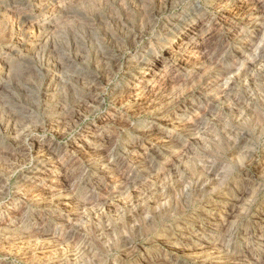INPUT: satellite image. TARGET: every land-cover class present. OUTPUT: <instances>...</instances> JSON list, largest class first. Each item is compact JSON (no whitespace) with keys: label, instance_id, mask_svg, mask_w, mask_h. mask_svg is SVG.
<instances>
[{"label":"rangeland","instance_id":"obj_1","mask_svg":"<svg viewBox=\"0 0 264 264\" xmlns=\"http://www.w3.org/2000/svg\"><path fill=\"white\" fill-rule=\"evenodd\" d=\"M56 28L62 66L45 47L0 71V99L21 110L0 104V264H264V0H101ZM156 58L171 81L135 103L121 89ZM154 119L163 134L140 128ZM29 133L53 152L23 155L13 142ZM48 164L69 170L66 187L39 190ZM30 227L42 235L25 255Z\"/></svg>","mask_w":264,"mask_h":264},{"label":"bare ground","instance_id":"obj_2","mask_svg":"<svg viewBox=\"0 0 264 264\" xmlns=\"http://www.w3.org/2000/svg\"><path fill=\"white\" fill-rule=\"evenodd\" d=\"M97 2H100L101 0H4L0 1V71L2 74H5V76L9 77L10 72L15 69L18 71L19 67L22 65L23 61L30 59V60H36L38 58V54L41 50H43L45 47L50 52V55L52 57V62L54 63L55 67L62 66L61 62L58 61V59L55 58L54 50L49 46V43H51L54 38H59L64 32V28H59L57 30L56 25L59 21L63 19H68L72 16H75L77 13H85L87 11V8H92L94 4ZM233 1V0H232ZM237 1V0H236ZM257 2V1H256ZM235 3V2H234ZM232 5V4H231ZM260 5V4H259ZM239 6V5H238ZM261 7V6H260ZM258 9V8H257ZM253 10V9H252ZM262 11V10H261ZM13 16L21 20V30H13V27L9 23V17ZM82 17V16H81ZM246 17V16H245ZM116 19H119V17H116ZM17 20V19H16ZM58 20V21H57ZM57 21V22H56ZM20 22V21H19ZM13 25V24H12ZM254 28H256L255 23L252 24ZM15 27V26H14ZM18 28V27H17ZM36 34V35H35ZM207 35V34H206ZM172 44V43H171ZM17 45V46H16ZM133 45V44H132ZM206 48V47H205ZM213 49V48H211ZM181 50V49H180ZM129 51V50H128ZM42 53V51H41ZM40 53V55H41ZM45 53V52H44ZM130 53V52H129ZM140 54V53H139ZM12 56V58L9 59V57ZM48 56V55H47ZM40 57V56H39ZM41 58V57H40ZM61 59V58H60ZM133 59V58H129ZM204 59V58H203ZM156 60V61H155ZM151 63H147L146 67H143V71L141 72V76L136 79L133 83L128 82L121 91L127 95L128 98H130L133 102L137 103L141 99L147 101L148 103L151 101V97L153 96L151 92L154 89V83L156 82H166L171 81L170 74L168 75L167 68H163L162 70H159L158 72L152 74L153 72V64L157 63L158 59L156 58ZM41 61V59H40ZM115 61V60H114ZM168 61V60H167ZM67 62V61H66ZM64 63V62H63ZM135 63V62H134ZM145 63V62H144ZM33 64V63H32ZM41 64V63H40ZM126 64V63H125ZM133 64V63H132ZM38 66V65H37ZM49 64H47V67ZM225 67V66H224ZM52 68V67H51ZM54 68V67H53ZM125 68V67H124ZM134 68V67H133ZM204 68V67H203ZM26 69V68H25ZM31 69V67H30ZM157 69V68H156ZM182 69V68H181ZM184 69V68H183ZM29 70V69H28ZM28 70H24L27 71ZM20 71V70H19ZM103 71V70H102ZM135 71V70H134ZM15 72V71H14ZM31 72V71H29ZM36 72V71H35ZM34 72V73H35ZM52 72V71H51ZM21 73V72H20ZM26 73V72H25ZM24 73V74H25ZM127 73V72H126ZM52 74V73H51ZM108 74V73H107ZM123 74V73H122ZM172 74V73H171ZM12 75V73H11ZM14 75V74H13ZM3 76V75H1ZM49 76V75H48ZM189 76V73L187 74ZM191 77V76H190ZM6 78V77H4ZM172 78V77H171ZM59 79V78H58ZM102 79V78H101ZM179 79V78H178ZM50 80V79H49ZM2 81V80H1ZM0 81V89L1 87L4 88L3 83ZM178 81V80H177ZM54 82V81H53ZM50 84V83H49ZM125 84V83H124ZM94 85V84H93ZM53 86V85H52ZM157 86V85H156ZM159 86V84H158ZM157 86V87H158ZM170 86V85H169ZM46 87V86H45ZM164 87V86H163ZM166 87V86H165ZM115 88V87H114ZM157 89V88H156ZM3 90V89H2ZM51 90V89H50ZM5 91V90H4ZM22 91V90H21ZM47 91V90H46ZM118 91V90H116ZM140 91V92H138ZM161 91V90H160ZM159 91V92H160ZM166 91V90H165ZM73 92V91H72ZM84 92V91H83ZM112 92V91H111ZM2 93V92H1ZM169 93V92H168ZM3 94V93H2ZM32 94V93H31ZM81 94L80 96H82ZM152 95V96H151ZM200 95V94H199ZM7 96V95H6ZM25 96V95H24ZM49 96V95H48ZM85 96V95H84ZM91 96V95H89ZM125 96V95H124ZM2 97V96H1ZM4 97V96H3ZM189 97V96H188ZM197 97V96H196ZM13 98V97H12ZM24 98V97H23ZM51 98V97H50ZM115 98V97H114ZM5 99V98H4ZM3 98L0 99L1 106L7 107V109H10V111H13V114H20L21 110H15L16 105L15 103H11L4 100ZM8 99V97H7ZM16 99V98H15ZM14 99V100H15ZM84 99V98H83ZM47 100H49L47 98ZM77 100V99H76ZM124 100V99H123ZM18 102V100H16ZM78 101V100H77ZM130 101V100H129ZM201 101V100H200ZM14 102V101H13ZM85 102V101H84ZM128 102V101H127ZM143 102V101H142ZM204 102V101H203ZM47 103V102H46ZM80 103V102H79ZM25 104V103H24ZM153 104V103H152ZM198 104V103H197ZM45 105V104H44ZM52 105V104H51ZM75 105V104H74ZM87 105V104H86ZM128 105V104H127ZM142 105V103H141ZM146 105V104H145ZM63 106V105H62ZM82 106V105H81ZM85 106V105H83ZM82 106V107H83ZM135 106V105H134ZM22 107V106H21ZM27 107V106H26ZM55 107V106H54ZM61 107V106H60ZM211 107V106H210ZM24 108V107H23ZM179 108V107H178ZM177 108V109H178ZM191 108V107H190ZM6 109V108H5ZM48 109V108H47ZM89 110V108H86ZM146 109V108H145ZM167 109V108H166ZM4 110V109H3ZM27 110V109H26ZM141 110V108H140ZM176 111V110H175ZM25 112V111H24ZM46 112V111H45ZM49 112V111H48ZM51 112V111H50ZM137 112V111H136ZM157 112V111H156ZM155 112V113H156ZM174 112V111H173ZM209 112V111H208ZM53 113V112H52ZM55 113V111H54ZM162 113V112H161ZM30 114V113H29ZM171 114V113H169ZM52 115V114H51ZM135 115V114H134ZM155 115V114H154ZM160 115V114H159ZM168 113H164L158 117V119H166ZM20 116V115H19ZM26 116V115H25ZM58 116V115H57ZM174 116H176L174 114ZM179 116V115H178ZM14 117V116H13ZM18 117V116H16ZM14 117V118H16ZM22 118H25L24 115L21 116ZM56 117V116H54ZM166 117V118H165ZM33 118V116H32ZM51 118V117H50ZM156 118V117H155ZM173 119V118H172ZM20 120V118H19ZM27 120V121H26ZM22 119L21 121V130H26L30 127H37V125L31 122V119ZM111 120V119H110ZM35 121V120H34ZM167 121V120H166ZM51 122V121H50ZM49 122V123H50ZM61 122V121H60ZM59 122V123H60ZM149 122V121H148ZM165 122V121H164ZM178 122V121H177ZM58 123V124H59ZM99 123V122H98ZM150 123V122H149ZM185 122H181V124ZM31 124V125H30ZM51 124V123H50ZM186 124V123H185ZM39 125V124H38ZM51 126V125H50ZM59 126V125H58ZM178 126V125H177ZM46 127V126H45ZM65 128V127H64ZM140 128H143L146 132L150 133L152 135L153 132H157L160 134H163L159 127L157 126V120L154 119L150 125H142ZM183 128V127H182ZM52 130V129H51ZM139 130V129H138ZM187 130L189 135H192L193 127L192 125H187ZM32 131V130H31ZM137 131V130H136ZM163 131V130H162ZM19 132V131H18ZM28 131H24V133H27ZM96 132V131H95ZM165 132V131H164ZM184 132V131H183ZM138 133V132H137ZM25 138H16L13 142L16 146L17 150H20L23 152V155L25 156H32L36 155L35 157H39L40 155L45 154H51L53 152V147L49 142L39 140L37 137H35L33 134H25ZM156 135V134H155ZM17 136V135H16ZM166 136V135H165ZM169 136V135H168ZM150 137V136H149ZM154 137V136H153ZM48 139V138H47ZM152 140H154L152 138ZM50 141V140H49ZM152 142V141H151ZM156 142V141H155ZM178 139H170L168 142L164 143L163 149H155V154L157 156H161L164 152H167L170 150V145H174V143H178ZM12 143V144H13ZM146 143V142H145ZM154 143V142H153ZM1 144V143H0ZM151 144V143H150ZM4 145V144H3ZM5 146V145H4ZM10 146L6 145L5 147ZM55 146V145H54ZM57 146V145H56ZM55 146V147H56ZM69 146V145H68ZM135 146V145H134ZM177 146V145H176ZM1 147V146H0ZM5 147L2 148L0 151L4 152ZM75 147V146H74ZM73 147V148H74ZM131 147V146H130ZM108 148V147H107ZM153 148V147H152ZM151 148V149H152ZM11 149V148H10ZM103 149V148H102ZM13 150V148H12ZM76 150V149H75ZM14 151V150H13ZM63 152V151H62ZM77 152V151H76ZM1 153V152H0ZM8 153V152H7ZM125 153V152H124ZM5 154V152H4ZM103 154V153H102ZM9 155V154H8ZM16 155V154H15ZM61 155V154H60ZM84 155V154H83ZM14 156V155H13ZM46 156V155H45ZM63 156V155H61ZM102 156V155H101ZM34 157V158H35ZM64 157V156H63ZM11 158V157H10ZM16 158V157H15ZM53 158V157H52ZM59 158V157H58ZM140 158V157H139ZM14 159V158H13ZM64 159V158H63ZM62 159V160H63ZM84 159V158H83ZM57 160V159H56ZM55 160V161H56ZM26 161V160H25ZM60 161V160H59ZM70 162V161H69ZM75 162V161H74ZM148 162V161H147ZM49 163V162H47ZM53 163V162H52ZM71 163V162H70ZM115 163V162H114ZM65 164V163H64ZM73 164V163H72ZM76 164V163H75ZM119 164V163H118ZM145 164V162H144ZM56 164L49 165L47 167L48 175L46 183L41 186V191H54L61 186H65L68 183L69 179V170L65 167V165L61 164L60 167ZM142 165V164H141ZM149 165V164H148ZM151 166V165H150ZM149 167V166H148ZM209 167V166H208ZM205 168V167H204ZM207 168V167H206ZM150 169V168H149ZM45 170V171H46ZM76 171V170H75ZM126 171V170H125ZM56 172V174L54 173ZM77 172V171H76ZM104 172V171H103ZM118 172V171H117ZM121 172V171H120ZM135 172V171H134ZM203 172V171H202ZM73 173V172H72ZM105 173V172H104ZM129 173V172H128ZM39 174V173H38ZM55 174V175H54ZM207 174V173H206ZM46 175V174H44ZM121 175V174H120ZM119 175V176H120ZM209 175V173H208ZM211 175V174H210ZM43 176V175H42ZM122 176V175H121ZM72 177V176H71ZM127 177V176H126ZM134 177V176H133ZM123 178V177H122ZM131 178V176H130ZM102 179V178H101ZM118 179V178H117ZM116 179V181H117ZM204 179V178H203ZM46 180V179H45ZM100 180V179H99ZM130 180V179H129ZM133 182H135L137 179L136 177L131 179ZM33 181V180H32ZM98 181V180H97ZM119 181V180H118ZM127 182V179H125ZM131 181V182H132ZM138 181V180H137ZM1 182V181H0ZM132 182V183H133ZM139 182V181H138ZM201 182V181H200ZM206 182V181H205ZM30 183V182H29ZM28 183V184H29ZM101 183V182H100ZM36 184V183H35ZM41 184V183H40ZM205 184V183H204ZM42 185V184H41ZM71 185V184H70ZM202 185V182H201ZM34 186V185H33ZM35 187L40 188L38 185ZM66 187V186H65ZM72 187V186H71ZM34 188V187H33ZM68 188V187H67ZM201 188V187H199ZM198 188V190H199ZM26 189V188H25ZM30 189V188H29ZM28 190V189H27ZM87 190V189H86ZM66 191V190H65ZM78 191V190H77ZM1 192V191H0ZM33 192V191H32ZM94 192V191H93ZM120 192V191H118ZM92 193V192H90ZM28 194V193H27ZM88 195V194H87ZM71 196V195H70ZM89 197V196H88ZM41 198V197H40ZM75 198V197H74ZM68 199V198H65ZM63 200V199H61ZM86 200V199H85ZM93 199H88V202L90 203ZM95 200V199H94ZM67 202H70L69 200L61 201V204L64 208L65 206H68L69 204ZM74 202H76L74 200ZM73 202V203H74ZM84 201L81 202V205ZM48 203V202H47ZM55 203V202H54ZM87 203V201H86ZM92 203V202H91ZM72 204V203H71ZM84 205V204H83ZM64 210V209H63ZM12 211V210H11ZM78 212V211H77ZM232 212H227V215H225L226 223L222 224L224 225L223 231L226 233L228 230H230L231 223H232ZM1 217V216H0ZM64 217V216H63ZM2 218V217H1ZM32 221V220H31ZM10 222V221H9ZM20 222V221H19ZM46 222V221H45ZM64 222V221H63ZM22 224V223H21ZM2 225V224H0ZM46 225V224H45ZM221 225V226H222ZM35 226V225H34ZM19 227V226H18ZM23 226H21L22 228ZM20 228V227H19ZM41 228V227H40ZM50 228V227H49ZM220 228V229H221ZM1 230V229H0ZM17 230V229H14ZM43 230V229H42ZM222 230V229H221ZM13 231V230H11ZM20 231V230H19ZM183 231V230H182ZM260 231V230H259ZM10 232V231H8ZM7 232V233H8ZM16 232V231H15ZM258 232V231H257ZM262 232V231H261ZM12 233V232H10ZM20 233V232H19ZM223 233V234H224ZM5 234V233H4ZM22 234V236H21ZM15 235H18L17 233H13L10 235H7L8 240L15 239L16 237H13ZM42 235L41 231L37 230L36 227L28 228L27 230H23L19 234L24 240V246L19 247V252L24 253L25 255L30 253L36 248L35 239L37 237H40ZM47 235V234H46ZM49 235V234H48ZM51 235V234H50ZM222 235V234H221ZM227 234H225L226 236ZM261 234L257 236V238L260 237ZM223 236V235H222ZM5 238V239H6ZM18 238V237H17ZM42 239V238H41ZM171 239V238H170ZM220 239V238H219ZM222 239V238H221ZM45 240V239H44ZM214 240V239H213ZM224 240V239H223ZM11 241V242H12ZM47 241V240H46ZM222 241V240H221ZM40 242V241H39ZM38 242V243H39ZM207 242V241H206ZM224 242V241H223ZM221 242V244L223 243ZM45 243V242H44ZM216 244V243H215ZM214 243H210V246H217ZM228 244V243H227ZM14 245V244H13ZM19 245V244H18ZM218 245H220L218 243ZM205 247V246H204ZM38 248V247H37ZM203 248V247H202ZM220 248V247H219ZM193 249V248H192ZM197 249V248H196ZM199 249V248H198ZM201 249V248H200ZM209 249V246H208ZM217 249V248H216ZM10 250V249H9ZM218 250V249H217ZM216 250V251H217ZM199 252V251H198ZM210 252V251H208ZM20 253V254H21ZM32 253V252H31ZM247 254V253H246ZM248 255V254H247ZM201 257V256H200ZM214 257V256H213ZM251 257L253 258V254H251ZM195 258V257H194ZM249 258V257H248ZM175 259V258H174ZM236 259V258H235ZM241 259V258H240ZM259 260H264V249L259 255ZM162 261V259H160ZM244 260V259H243ZM164 261V260H163ZM209 261V260H208ZM249 262V261H248ZM5 264V263H4ZM181 264V263H180Z\"/></svg>","mask_w":264,"mask_h":264}]
</instances>
